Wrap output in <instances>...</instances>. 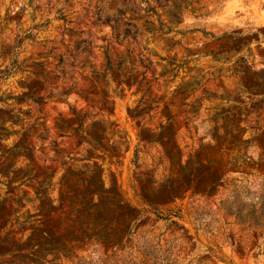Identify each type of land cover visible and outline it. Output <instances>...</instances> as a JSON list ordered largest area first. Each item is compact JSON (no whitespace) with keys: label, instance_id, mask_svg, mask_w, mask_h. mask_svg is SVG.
Segmentation results:
<instances>
[{"label":"rangeland","instance_id":"1","mask_svg":"<svg viewBox=\"0 0 264 264\" xmlns=\"http://www.w3.org/2000/svg\"><path fill=\"white\" fill-rule=\"evenodd\" d=\"M22 37L0 73V264H141L161 246L264 264V228L231 213L264 201V0H0V46Z\"/></svg>","mask_w":264,"mask_h":264},{"label":"trees","instance_id":"2","mask_svg":"<svg viewBox=\"0 0 264 264\" xmlns=\"http://www.w3.org/2000/svg\"><path fill=\"white\" fill-rule=\"evenodd\" d=\"M120 26L116 27L115 25L112 26V28L115 30V32H117V37L116 39H118V37H120ZM119 30V32H118ZM127 35V33H126ZM126 35L123 34V39L119 40L121 41V43L126 39L125 37H127ZM243 34H238V33H233L230 36L232 37H241ZM25 38L22 37L19 40H17L15 43L10 44L8 46H4V44L2 46H0V58L2 56H4L6 59L9 60V64L5 67V69L0 68V73L3 72H16L20 70V64H19V49L22 47L23 43H24ZM80 50V44H75L72 46L71 50H67L65 52H61L58 56L59 61L62 63V61L64 60V56L68 55L69 57L73 54L74 51H79ZM80 54L89 52L88 48H85L81 51H79ZM88 54V53H87ZM124 64L125 61L122 62L121 64V69L119 73H124L125 68H124ZM113 65V60H112V56L109 54V52H106V68L105 70H103V72H99L97 78L98 79H105L108 77V70L110 68H112ZM66 64L62 63V65L60 66L61 71L64 72ZM58 67V66H57ZM123 67V68H122ZM2 76H0L1 78ZM124 81H121V84H124ZM74 88L77 89L78 91L83 92V88L81 86H78V83L75 82L74 84ZM130 85V84H129ZM73 87V86H72ZM70 88L74 89V88ZM120 87H117L115 92H118V89ZM66 96L69 94V90L68 92H65ZM217 183H211V184H207L205 190H203V192H201L202 194H208L211 195L213 193V191L215 190V187L217 186ZM148 205L153 207V203L150 201L146 202ZM129 210H137L136 207H134L133 205L129 204L128 205ZM163 212H161V214L158 215V217L160 219H164V220H171L173 223L178 224L175 220H173V217H180L182 218V210H169V213L165 216V214H162ZM234 213L236 220L240 222V224L244 225L245 229L251 230L252 228L255 229H262L264 228V201L262 200L261 205L258 206V203H252V205H250L249 207L245 208L244 206V202L243 204L238 208V210H236L235 212H231ZM137 218L135 217L134 220H136ZM125 224L124 225H120L118 226L116 229H114V236L110 237L111 239V243L112 246L114 248H116L117 251H122L124 250V244L123 241L124 239L127 237V235L130 232V228H128V230H126L125 228ZM181 228H185V226H181ZM187 230V229H186ZM176 238H178L177 236H175ZM120 239V240H119ZM100 242V240H98ZM173 248H171L170 246L168 247H164L161 246L160 248V253L161 256H151L149 257L148 260H143L141 262V264H174L175 259H172L173 257ZM5 255H7V252H0V256L4 257ZM150 261H152L150 263Z\"/></svg>","mask_w":264,"mask_h":264}]
</instances>
